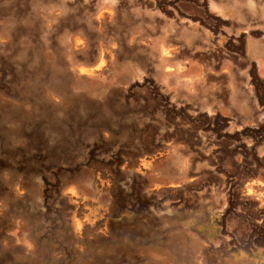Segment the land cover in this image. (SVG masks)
Wrapping results in <instances>:
<instances>
[{
    "label": "rangeland",
    "instance_id": "obj_1",
    "mask_svg": "<svg viewBox=\"0 0 264 264\" xmlns=\"http://www.w3.org/2000/svg\"><path fill=\"white\" fill-rule=\"evenodd\" d=\"M0 264H264V0H0Z\"/></svg>",
    "mask_w": 264,
    "mask_h": 264
},
{
    "label": "bare ground",
    "instance_id": "obj_2",
    "mask_svg": "<svg viewBox=\"0 0 264 264\" xmlns=\"http://www.w3.org/2000/svg\"><path fill=\"white\" fill-rule=\"evenodd\" d=\"M102 14V13H101ZM102 16V15H101ZM101 61V60H100ZM101 65V63H98L94 66H79L77 68L79 74H82V73H85V74H94V71L95 69H98V67ZM156 167H157V163H155V165L152 163V159L151 160H145L143 161L139 167H138V170L141 171L142 173H147L149 174V176L151 177V175L153 176V174L155 173H152L153 170H156ZM155 186L157 187L158 184L156 183Z\"/></svg>",
    "mask_w": 264,
    "mask_h": 264
},
{
    "label": "crops",
    "instance_id": "obj_3",
    "mask_svg": "<svg viewBox=\"0 0 264 264\" xmlns=\"http://www.w3.org/2000/svg\"><path fill=\"white\" fill-rule=\"evenodd\" d=\"M168 51H164V53H167ZM168 69H171V67H168Z\"/></svg>",
    "mask_w": 264,
    "mask_h": 264
}]
</instances>
